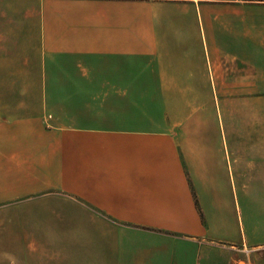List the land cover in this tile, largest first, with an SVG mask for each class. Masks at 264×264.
I'll use <instances>...</instances> for the list:
<instances>
[{
	"label": "crops",
	"instance_id": "0c3cea01",
	"mask_svg": "<svg viewBox=\"0 0 264 264\" xmlns=\"http://www.w3.org/2000/svg\"><path fill=\"white\" fill-rule=\"evenodd\" d=\"M56 84L157 113L74 125ZM0 86V264H229L259 244L233 182L264 181V2L0 0Z\"/></svg>",
	"mask_w": 264,
	"mask_h": 264
},
{
	"label": "rangeland",
	"instance_id": "374dc122",
	"mask_svg": "<svg viewBox=\"0 0 264 264\" xmlns=\"http://www.w3.org/2000/svg\"><path fill=\"white\" fill-rule=\"evenodd\" d=\"M213 1H229V0H213ZM99 86L91 85H62L56 84L48 86L49 98L52 102H57L60 98L65 97L64 112L72 119L74 125L91 127H120V126H138L144 123L140 118H134L135 112L131 107L147 105L150 113L156 114L159 102L156 101H130L124 100L123 89L114 88L104 89L101 87L100 98H93V92H97ZM4 86H0L3 91ZM103 93H108L104 97ZM71 94V95H68ZM117 94V95H114ZM68 96V97H66ZM110 96V98H108ZM114 96H117L114 97ZM104 97V99H102ZM240 102H229L231 109H236ZM111 108V109H110ZM231 114V113H230ZM211 114H206V123H209ZM62 118L54 119L52 122L62 123ZM71 123V122H70ZM136 124V125H135ZM233 203L238 214L237 219L240 221V230L242 224L246 226L247 218L252 226H260L261 240L259 244L241 245L240 256H230L229 264H264V181H240V197L239 182H233ZM253 231V230H252ZM240 258V261H239ZM20 264H28V262H18Z\"/></svg>",
	"mask_w": 264,
	"mask_h": 264
},
{
	"label": "trees",
	"instance_id": "16d2710c",
	"mask_svg": "<svg viewBox=\"0 0 264 264\" xmlns=\"http://www.w3.org/2000/svg\"><path fill=\"white\" fill-rule=\"evenodd\" d=\"M244 1H251V2H264V0H244Z\"/></svg>",
	"mask_w": 264,
	"mask_h": 264
}]
</instances>
